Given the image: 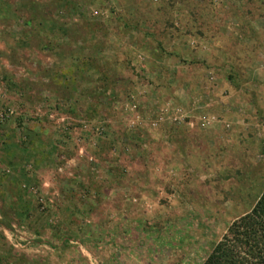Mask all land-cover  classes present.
I'll list each match as a JSON object with an SVG mask.
<instances>
[{"label": "rangeland", "instance_id": "374dc122", "mask_svg": "<svg viewBox=\"0 0 264 264\" xmlns=\"http://www.w3.org/2000/svg\"><path fill=\"white\" fill-rule=\"evenodd\" d=\"M0 111V264H201L264 189V0H0Z\"/></svg>", "mask_w": 264, "mask_h": 264}, {"label": "trees", "instance_id": "16d2710c", "mask_svg": "<svg viewBox=\"0 0 264 264\" xmlns=\"http://www.w3.org/2000/svg\"><path fill=\"white\" fill-rule=\"evenodd\" d=\"M201 264H264V189L213 242Z\"/></svg>", "mask_w": 264, "mask_h": 264}, {"label": "crops", "instance_id": "0c3cea01", "mask_svg": "<svg viewBox=\"0 0 264 264\" xmlns=\"http://www.w3.org/2000/svg\"><path fill=\"white\" fill-rule=\"evenodd\" d=\"M107 229H108L107 230V232H108L109 229H110V226H108ZM110 233H111V231H110ZM112 233H114V232H112ZM112 236H113V234H112ZM116 237H118V236H116ZM111 239H113L114 243L113 242H109V241L108 242L107 241L106 242L101 241L102 252L100 253V256H101V260L105 259L108 264H116V262L119 259L118 256H120L117 252H119L120 250L116 251V250H118L119 246L116 243L117 239H115V235ZM125 242H130V241L129 240H125ZM126 244L128 245V243H126ZM128 262H129V264H131L133 261L130 260Z\"/></svg>", "mask_w": 264, "mask_h": 264}, {"label": "built area", "instance_id": "2783aa9c", "mask_svg": "<svg viewBox=\"0 0 264 264\" xmlns=\"http://www.w3.org/2000/svg\"><path fill=\"white\" fill-rule=\"evenodd\" d=\"M6 116H8V113L6 114L5 112L0 111V120H3ZM11 241V240H10ZM14 246H18L20 243L19 242H11ZM27 243H32V241H28Z\"/></svg>", "mask_w": 264, "mask_h": 264}]
</instances>
